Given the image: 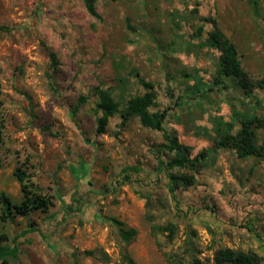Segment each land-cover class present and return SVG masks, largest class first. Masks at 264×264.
<instances>
[{"label": "rangeland", "instance_id": "1", "mask_svg": "<svg viewBox=\"0 0 264 264\" xmlns=\"http://www.w3.org/2000/svg\"><path fill=\"white\" fill-rule=\"evenodd\" d=\"M96 7L101 20L83 0H0V194L22 202L21 167L52 203L0 220L7 264H124L125 254L137 264H215L221 248L264 259V127L255 131L258 155L218 146L242 120L264 122V89L246 95L207 42L216 22L247 78L264 79V0ZM141 80L157 92L149 111L167 110L165 129L191 157L208 151L197 172L174 170L195 183L173 194L159 169L158 158L172 156L159 153L161 131L137 114L122 127L117 114L106 134L96 133L94 89H108L123 111L145 93ZM81 96L87 102L74 113ZM131 228L127 244L120 229Z\"/></svg>", "mask_w": 264, "mask_h": 264}, {"label": "trees", "instance_id": "2", "mask_svg": "<svg viewBox=\"0 0 264 264\" xmlns=\"http://www.w3.org/2000/svg\"><path fill=\"white\" fill-rule=\"evenodd\" d=\"M84 6L88 14L98 20L101 16L97 11V0H83ZM208 44L217 49L220 55V71L226 75L237 78L240 86L245 90V94L249 95L256 89H264V79L259 81H250L240 67L238 61V51L230 39L222 32L216 22H213V30L208 33ZM53 64L57 65V56L51 53ZM142 86L145 88V93L131 98L128 101L127 108L121 110L120 103L115 100L108 89L97 87L94 89V94L98 97L96 114V133L98 135L106 134L110 119L117 114L122 118L121 126L124 127L130 116L137 114L144 126L153 130L161 131L165 144L164 151L169 152L172 156L166 161L161 157L158 158L159 169L166 172V176L170 184V192L173 194L178 189L179 185L185 187L192 186L195 183V175L187 173L174 172V170L189 169L197 172L203 162L207 158V150L202 151L196 157H191L189 146L181 144L174 134H170L164 127V121L167 116V110L162 112L151 113L149 109L156 104L157 92L152 83L141 80ZM87 102V97L81 96L77 106L74 108V113H77L80 107ZM3 121L0 122V143L2 138ZM264 127V122L258 118H246L241 121V127L236 135H228L221 142L219 147L233 149L240 157H248L258 155L259 149L255 143L256 129ZM125 172V169H124ZM15 177L20 184L23 193V200L20 204L14 203L6 193L0 194V220L3 222L14 221L17 216H27L34 210L46 212L49 206L52 205L51 200L47 197L34 193L31 189V177L27 171L21 167L15 171ZM127 178V176H126ZM117 222V221H115ZM31 226V225H30ZM170 233L173 232L172 227L167 228ZM120 234L125 243H130L136 236L135 229L123 230L120 229ZM1 238V236H0ZM15 248V245L14 247ZM14 250V249H13ZM8 248L0 247V259L3 264H7L6 256ZM75 257V256H74ZM124 264H137V262L128 254L123 257ZM263 257L254 253H245L235 251L231 248H221L217 250L214 262L215 264H261ZM73 264H80L77 257L74 258ZM199 264V262H198Z\"/></svg>", "mask_w": 264, "mask_h": 264}]
</instances>
